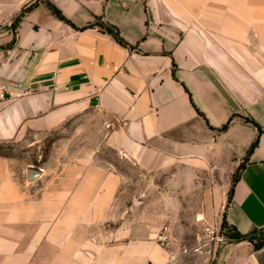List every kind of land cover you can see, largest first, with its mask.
<instances>
[{
  "label": "crops",
  "instance_id": "crops-1",
  "mask_svg": "<svg viewBox=\"0 0 264 264\" xmlns=\"http://www.w3.org/2000/svg\"><path fill=\"white\" fill-rule=\"evenodd\" d=\"M71 120L106 127L92 157L30 182L0 155V264H178L154 239L180 195L263 231L264 0H0V142Z\"/></svg>",
  "mask_w": 264,
  "mask_h": 264
},
{
  "label": "rangeland",
  "instance_id": "rangeland-1",
  "mask_svg": "<svg viewBox=\"0 0 264 264\" xmlns=\"http://www.w3.org/2000/svg\"><path fill=\"white\" fill-rule=\"evenodd\" d=\"M97 122L93 119L91 124L95 125ZM84 123L82 120H71L46 133H27L15 140L1 141L0 155L13 157L21 171L32 167L41 169L42 172L46 170L54 173L61 162L70 163L80 158H90L101 146L106 127L101 129L99 126H89L84 130ZM97 154L103 159L117 161L114 152L108 147H102ZM120 165L130 175L129 184L137 183L138 172L132 167L127 169ZM180 202L183 206L171 211L173 217L162 220L160 231L168 228L169 236H166L164 242L158 237L154 239L159 244H164V248L176 253L175 260L178 264H227L229 259L225 257L229 258L236 253H249L250 256L254 251L251 242L252 245L246 247L228 237L227 228H222L224 212L217 211V203L216 209L211 207L207 211L202 204V195L199 194L180 195ZM208 228L214 232L211 233ZM253 236L255 241L263 239L264 230L253 231Z\"/></svg>",
  "mask_w": 264,
  "mask_h": 264
},
{
  "label": "trees",
  "instance_id": "trees-1",
  "mask_svg": "<svg viewBox=\"0 0 264 264\" xmlns=\"http://www.w3.org/2000/svg\"><path fill=\"white\" fill-rule=\"evenodd\" d=\"M48 5H49L52 13L57 18L64 21L65 23L72 25L76 29H85L88 27L100 26L101 29H103L104 31H106L107 33L112 35L119 44H121L122 46H125V47L133 48V46H131L130 44H128L124 40V38L121 36L120 32L117 29L113 28L112 26L107 25L104 22L96 21L94 23H90L89 25L80 28V27L75 26L74 23H72V21H70L66 16H64L62 11H60V9H58L55 5H53L52 3H48ZM33 7H34V4L30 5L16 18V20L13 22L14 32L17 28V25L20 23V21L23 19V17L27 14V12L31 11L33 9ZM200 114H202V113H200ZM232 120H233V118H230L227 123H225L222 127L219 128V130L220 131H226L229 128ZM245 121L252 123L256 127H258L260 131L262 130L261 126L254 119L246 117ZM258 141H259V139L255 140L254 143L251 145V147L248 150V156H249V154H251V152L254 150V148L258 145ZM242 168H243V164L240 165V167L238 168L237 172L234 175L232 187H231V190H230L229 196H228L229 201L232 199L233 189H234L236 182L240 178V171ZM222 228H224V229L227 228L228 237L233 239V240H236L237 242H243V241L251 242L254 245V250H258V249H261L264 247V238L260 239L259 241H255V238L253 236V232H248V233L240 232L236 227L228 224V222L225 219V216L223 218Z\"/></svg>",
  "mask_w": 264,
  "mask_h": 264
},
{
  "label": "water",
  "instance_id": "water-1",
  "mask_svg": "<svg viewBox=\"0 0 264 264\" xmlns=\"http://www.w3.org/2000/svg\"><path fill=\"white\" fill-rule=\"evenodd\" d=\"M41 176V171L39 169L29 168L27 170V179L32 182ZM250 258L253 264H264V247L258 250H254L250 254Z\"/></svg>",
  "mask_w": 264,
  "mask_h": 264
},
{
  "label": "built area",
  "instance_id": "built-area-1",
  "mask_svg": "<svg viewBox=\"0 0 264 264\" xmlns=\"http://www.w3.org/2000/svg\"><path fill=\"white\" fill-rule=\"evenodd\" d=\"M208 231H210L211 233L214 232V230H212L211 228H208ZM158 238H159V240L162 241V242H164V241L166 240V236H164V235H159ZM221 239H222V238H221Z\"/></svg>",
  "mask_w": 264,
  "mask_h": 264
}]
</instances>
